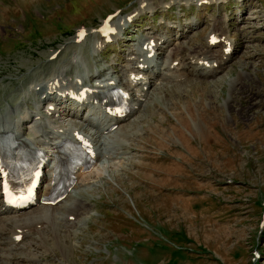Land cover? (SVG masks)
Returning a JSON list of instances; mask_svg holds the SVG:
<instances>
[{"label": "rangeland", "instance_id": "obj_1", "mask_svg": "<svg viewBox=\"0 0 264 264\" xmlns=\"http://www.w3.org/2000/svg\"><path fill=\"white\" fill-rule=\"evenodd\" d=\"M236 2L219 0L194 11L203 25L198 37L206 32V13L208 20L219 18L217 6L232 4V10ZM242 3L246 13L232 14V22L227 18L237 48L227 75L214 86L203 78L184 79L177 87L170 83L156 90L153 100L151 89L146 107L122 126L125 140L104 141L110 148L102 153L104 160L115 162L117 155L123 163L81 187L82 197L74 194L87 210L77 227L64 228L72 247H57L59 261L264 264V0ZM138 7V0H0V104L8 103L12 90L25 88L27 77L54 78L71 51L83 49L86 63L116 58L125 64L122 44L92 55L96 34L81 44L74 43L75 34L81 28L93 31L116 10L115 22ZM192 15L186 12V18ZM64 202L72 203L64 199L59 205ZM50 253V246H41L42 264H55Z\"/></svg>", "mask_w": 264, "mask_h": 264}, {"label": "bare ground", "instance_id": "obj_2", "mask_svg": "<svg viewBox=\"0 0 264 264\" xmlns=\"http://www.w3.org/2000/svg\"><path fill=\"white\" fill-rule=\"evenodd\" d=\"M200 1L202 0H196L195 3L197 4V2ZM144 9H150V7L146 6ZM227 20H228L227 18L225 19L221 18L220 20H214L212 22V24L210 25V33L206 37V43L204 46L205 49L203 48L202 45H198V50H193V47L196 46V44L194 43L190 44L192 38L189 36V33H191L192 31L194 32L197 29L195 28L194 21L188 23L189 26V28H187L188 32L184 33L185 28H183L182 34L184 38L178 42V45L172 51L171 62L165 64L161 69L156 67L152 71L153 75L159 74L160 76L163 77V79H172L173 83L175 82L174 84L176 85V87L179 84V82H181L184 79H188V78L192 79V77L201 76V75L205 77L206 76L209 77L210 80H208L207 85H209V83H211V85L213 86L214 84H218L219 81H221L227 75L228 69L231 68V62L233 61V59H235L234 58L235 56L233 55L237 53L236 52L237 48L235 47L233 40H230V36H229L230 25ZM216 34L220 38L223 37L224 40L215 45H212L213 43L209 42V36ZM101 45H102L101 42H95L94 43L95 50H98V48H100ZM226 47H229V49L232 48V50L234 49L233 53L231 52L230 55L225 54L224 51ZM138 50L139 51L141 50V46H139ZM143 56L145 58V53L143 54ZM132 59L133 58H127V61L129 63L126 66L122 67L120 70L121 73L127 74L126 78L128 85L125 87H122V84H120V78L118 76L107 72L104 73V76L98 73L97 76L94 75L89 76L85 74L84 76L75 77L73 87L79 90H81L84 87H88V92L85 91V94L88 96V98L92 99L95 98L94 92L102 91L105 88H112L115 85L117 86L120 85V87L125 89V91L127 92L128 100L130 101L132 106H134L133 112L139 111L141 108L144 109V107L146 106L143 105L141 106V102L143 99L147 97L148 95L147 93L149 89L153 88L152 94L150 93L151 96L149 95L150 98L153 100V95L156 90H158L162 86L163 87L165 85L169 86L171 84H160V85L158 84L156 86L153 84L152 80H148L149 78L152 77L145 76L144 73L146 72L143 71L139 74L135 73L139 62L137 60L133 61ZM173 62H176L177 64L174 66ZM83 63H86V61ZM145 65H150V63L147 61L146 58H145ZM212 66L215 68H211ZM133 74H134V78L132 79L131 76H133ZM87 79H94L95 81L94 84L91 86L86 85V82L88 81ZM192 82H196V81L192 80ZM200 84H203V82ZM233 94L234 92H232V95ZM232 95L230 98L231 102H233L232 99H234L233 97L234 95L233 96ZM21 96L23 97V95ZM57 96L59 100H63L65 98L63 94H57ZM70 101H71L70 105L68 106L59 105V107H57V104H55L54 100H49V103L47 104L46 107L37 106L35 111H29L25 118H23L21 121L17 120L16 123L14 124L13 123L9 124V122L11 121L6 119L3 113H0L1 116L0 135L6 132L18 133L21 135L23 142L27 144L29 148L34 150L40 148L46 151L49 156H52V158H53V153L55 152L54 145L64 140V138L66 137H69L71 139H76V136L73 135L74 132H78L83 136H85L88 140H90L96 152V162L93 166L95 169L86 174L84 173L85 171H81V170H78L76 172V185L73 188V190L75 189V192L74 193L70 192V194L67 195V197L65 198L66 200L69 199V201H72V203L64 202L61 205H56V207L43 206L38 209L29 211L26 214L25 212L24 213L7 212L3 215V217H0L5 223V226L0 225V234L2 233V231H5V233L8 231V233L13 236L14 241H16L14 239L16 235L21 234L22 237H24L23 247L19 248L18 250H14L11 253L18 255L19 257H26L27 259L32 260V262L40 261L37 253L41 248V246H45V247L50 246L51 247L50 254L53 255H56L54 251L59 250L57 249V247H59L61 250L64 249L67 250L68 248L72 247L71 246L72 244L70 245L69 242L71 238V234H69L64 229L67 228L66 226H71L72 223L68 222L69 219L67 217H65L64 219L62 217H59V214H57L56 212L60 211L61 216L64 214L67 216L74 215V218L78 219L79 216L83 215L86 212L87 205H85L84 202L80 201L77 195L76 197L74 195V199L72 195L75 193L78 194L81 190L80 188L85 186L86 183L88 184L89 181L102 178L106 172H109L108 170L110 168H112V172H113V168L115 165H117L118 167L119 163L120 164L123 163L121 156L117 157L116 154H115L116 157L113 158L115 162L112 161V163L109 164L104 163L103 161L101 163H97V156H98V150L100 151L103 149L106 150V148L102 146L104 145L103 143H105L104 141L107 142L112 141L113 143V141H117L116 137H121L122 139L126 138L127 135L126 136L124 135L125 137H123L122 135L124 131L123 127H125V124L123 125V127L121 128L119 127L115 132L113 131L108 133L104 131L105 130L104 123L107 124L109 120L105 121V117L103 116L101 111H99L98 103L89 105V108L87 109L86 114L84 116V115H80L78 111L79 107L82 106V103H77L73 100ZM25 104L26 102H24V105ZM50 105H54L55 110L48 109V106ZM64 108L68 110V113H65L63 111ZM44 115H50L51 117L61 119L62 127H64L65 129L74 128L72 129L73 131L66 132L64 130H56L51 135L43 139H38V137L36 139L31 137H26L28 136L27 133L32 130L33 126L31 125L29 127H24V125L31 121L34 122L35 124L36 122L40 121ZM87 116L92 117L94 120L99 122V125L96 128H94V130L93 128L92 129L88 128V123L86 119ZM115 121L117 122L116 119ZM75 128H79L87 133L84 134L80 131H74L76 130ZM125 133L128 132L125 131ZM130 134L131 133H129V135ZM122 139L120 140L122 141ZM119 144L121 145L122 142ZM108 149L110 150V148ZM111 150L116 151V149L114 150L111 149ZM117 154L121 155L122 153L118 151ZM44 173H45L44 185L42 192L43 194L46 195L50 191V186H51L50 182L52 181V167L47 164ZM79 194H80L79 197L83 196L81 192ZM74 202H78L79 207L76 208L75 206H71ZM36 211H38V214H36L37 213ZM78 222H80V220ZM40 230L42 231L38 232ZM8 245L11 246L12 242L10 241ZM13 262H18V259L12 257H5V256L0 257V264H12Z\"/></svg>", "mask_w": 264, "mask_h": 264}]
</instances>
